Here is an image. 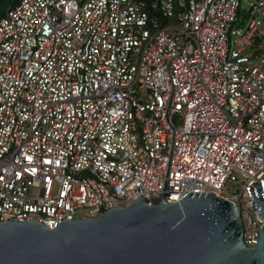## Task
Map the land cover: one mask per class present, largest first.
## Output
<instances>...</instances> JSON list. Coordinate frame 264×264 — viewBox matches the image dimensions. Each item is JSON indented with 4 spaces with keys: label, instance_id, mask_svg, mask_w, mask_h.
Returning <instances> with one entry per match:
<instances>
[{
    "label": "built area",
    "instance_id": "built-area-1",
    "mask_svg": "<svg viewBox=\"0 0 264 264\" xmlns=\"http://www.w3.org/2000/svg\"><path fill=\"white\" fill-rule=\"evenodd\" d=\"M19 0L0 18V221L211 193L254 247L264 0ZM258 180V181H257ZM234 185L227 193L225 184ZM96 214L89 215L90 211Z\"/></svg>",
    "mask_w": 264,
    "mask_h": 264
},
{
    "label": "water",
    "instance_id": "water-1",
    "mask_svg": "<svg viewBox=\"0 0 264 264\" xmlns=\"http://www.w3.org/2000/svg\"><path fill=\"white\" fill-rule=\"evenodd\" d=\"M258 181V180H257ZM261 219L248 248L235 205L211 193H188L176 204L148 205L140 197L126 207L66 222L54 229L35 222L0 221V264H264V202L250 187Z\"/></svg>",
    "mask_w": 264,
    "mask_h": 264
},
{
    "label": "rangeland",
    "instance_id": "rangeland-1",
    "mask_svg": "<svg viewBox=\"0 0 264 264\" xmlns=\"http://www.w3.org/2000/svg\"><path fill=\"white\" fill-rule=\"evenodd\" d=\"M17 2L18 0H0V18H2L4 16V12L5 10L13 3V2ZM255 0H240V7H239V20L238 23L236 25H232L231 26V30L234 29H239L240 27H243V24L245 23V18L247 17V12L249 10V4L254 2ZM176 2L177 0H174V9H175V14L172 18L165 20V25L168 24H176V13H177V8H176ZM233 183L231 181H228L225 184V189L227 191V193H231L233 190ZM96 212L95 211H90L89 215L93 216L95 215Z\"/></svg>",
    "mask_w": 264,
    "mask_h": 264
},
{
    "label": "trees",
    "instance_id": "trees-1",
    "mask_svg": "<svg viewBox=\"0 0 264 264\" xmlns=\"http://www.w3.org/2000/svg\"><path fill=\"white\" fill-rule=\"evenodd\" d=\"M19 2V0L16 2H13L6 10H5V12L4 13H6V11L8 10V9H10V8H12L14 5H16L17 3ZM240 12V11H239ZM238 17H239V14H238Z\"/></svg>",
    "mask_w": 264,
    "mask_h": 264
}]
</instances>
